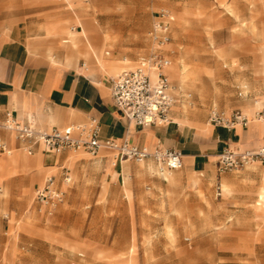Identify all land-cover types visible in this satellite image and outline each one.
I'll return each mask as SVG.
<instances>
[{
	"label": "rangeland",
	"instance_id": "374dc122",
	"mask_svg": "<svg viewBox=\"0 0 264 264\" xmlns=\"http://www.w3.org/2000/svg\"><path fill=\"white\" fill-rule=\"evenodd\" d=\"M24 1L0 0V18L13 19ZM35 1L32 4L51 9L57 19L71 21L69 28L64 22L49 31L77 35L85 51L81 44L76 49L62 44L63 37L62 48L75 50L78 59L98 58V63H103L100 58L118 59L126 64L118 73L113 69L114 78L135 68L149 52L154 14L168 12L174 17L173 48L166 46L172 53L166 68L175 101L172 108H181L185 118H200L204 123H193L200 132L209 133L213 109L225 116L240 111L251 117L246 105L256 111L264 108V0ZM83 30L87 45L80 36ZM102 37L103 44L96 41ZM178 61L188 67L183 82L172 73ZM260 124L264 121L251 120L248 127ZM65 153L81 156L71 167L64 161L58 167L46 166L58 186L64 173L73 172L70 189L59 188L64 198L52 210L34 197L47 171L39 154L34 158L41 168L39 186L29 201L26 196L5 197L6 187L0 185V264H125L122 255L132 235L136 241L132 264H264V217L254 210L258 182L250 174L254 164L218 175L217 154L209 158L199 191L191 187L187 173L179 183L175 174L183 169L170 170L171 184L166 182L159 170L167 171L166 166L152 158L130 159L115 167L119 159L113 151L96 156ZM16 156L26 160L21 152L11 151L6 161ZM256 166L262 167L256 172L261 174L264 166ZM20 168L17 162L13 176ZM225 180L232 183V192L219 196Z\"/></svg>",
	"mask_w": 264,
	"mask_h": 264
},
{
	"label": "crops",
	"instance_id": "0c3cea01",
	"mask_svg": "<svg viewBox=\"0 0 264 264\" xmlns=\"http://www.w3.org/2000/svg\"><path fill=\"white\" fill-rule=\"evenodd\" d=\"M35 2V0L23 2L19 14L13 18L16 19V23H12L14 20L9 17L0 18V122L4 120L5 113L10 112L21 123L31 119L39 129L49 130L84 125L89 119L94 118L98 123L100 141L110 140L118 144L126 143L128 146L150 151L174 150L180 152L182 166L179 169H183V171L175 175L179 178L180 183L181 176L187 173L190 175L191 187L199 191L202 190L203 172H207L211 163L209 158H215V155L220 154L223 150L241 153L264 148V124L248 127L247 123L245 126H239V130L236 127L231 131L210 126V131L206 134L193 126L195 121L204 122L200 118H185L182 115L183 111L178 106L171 108L167 124L140 126L129 122L114 106L110 94L113 76L125 68L126 64L118 59L100 58L106 67L101 68L98 58L95 62L87 58L78 59L75 50H70L67 46L61 47L60 40L64 36L55 35L49 31L52 30V27H57L64 22L65 26L69 28L71 21L57 19L51 9L35 6L32 4ZM156 14H154V21ZM240 16L237 14V17ZM173 22V16L170 15L169 37ZM148 35L150 38V33ZM245 38H252V36H245ZM150 42L149 52L138 59L135 68L142 58H147L153 52L161 54L171 62L172 53L166 51V46L172 43L169 42L162 49L153 46L151 38ZM84 49L85 46L82 45L81 51H85ZM114 67L117 72L115 74L113 73ZM246 106L251 108L252 114L256 111L253 105ZM178 120L183 121V124H179ZM11 134L0 130V145H5L9 152H21L26 160L22 161L19 156H16L19 168H22L19 169V175L9 177L6 175L5 166L6 158L9 156L0 152V160H3L4 163L3 166H0V185L6 187L9 197L26 196L29 201L35 186H39L36 183L38 179L37 160H34L37 154L40 156L41 167L47 170L43 178V185L49 175L54 178L52 176L54 172L46 166L58 167L60 162L64 161L71 167L77 161L78 156H81L80 154L70 155L65 152H55L43 146H33L32 153L27 154L22 148L23 145ZM231 146L237 147L235 151ZM103 151L108 150H101L99 154ZM124 162L127 161H115V167L117 165L121 167ZM215 168L218 175L223 174L218 173L217 160ZM259 168L262 167H253L250 172L256 184L258 177L255 173ZM159 170L164 180L171 184L169 176L172 171H164L162 167ZM117 171L115 173L118 175ZM47 173L49 175L46 176ZM197 173L200 174L197 176ZM70 175H73V172L71 174L68 171L64 173L63 183L58 186V183L55 182L56 187L68 191L70 189L68 184L72 181ZM65 177L68 179L67 181L64 180ZM218 189L220 190L218 195L221 196V184ZM125 192L130 194L127 188H125ZM0 193H2V189H0Z\"/></svg>",
	"mask_w": 264,
	"mask_h": 264
},
{
	"label": "built area",
	"instance_id": "2783aa9c",
	"mask_svg": "<svg viewBox=\"0 0 264 264\" xmlns=\"http://www.w3.org/2000/svg\"><path fill=\"white\" fill-rule=\"evenodd\" d=\"M169 19L168 12L161 11L156 14L150 32V38L156 48H162L170 42ZM170 64L168 59L153 52L147 58H142L136 68L125 70L111 80L110 94L113 104L129 122L140 126H157L169 122V112L175 101L164 69ZM256 117L258 120H264V108L257 112ZM208 121L212 126L227 131L248 123L240 111H233L229 116H225L215 109L211 110ZM0 130L12 133L27 154L32 153L33 146H43L55 152L85 151L91 156L98 155L101 150H109L116 152L119 160L143 161L152 158L169 170L182 166V155L174 150H155L150 153L146 149H138L126 143L100 141L98 123L94 118L80 126L43 130L31 119L21 123L12 113L6 112L4 120L0 122ZM0 152L9 154L3 144L0 145ZM252 163L264 165V148L241 153L223 150L217 158V170L221 174L239 170ZM64 180L68 179L65 177ZM63 198L64 192L56 187L53 177L47 178L45 184L35 191L37 204L51 210L60 204Z\"/></svg>",
	"mask_w": 264,
	"mask_h": 264
},
{
	"label": "bare ground",
	"instance_id": "6f19581e",
	"mask_svg": "<svg viewBox=\"0 0 264 264\" xmlns=\"http://www.w3.org/2000/svg\"><path fill=\"white\" fill-rule=\"evenodd\" d=\"M173 20H174V17H173ZM93 30V29H92ZM80 36L85 40V44H89L88 41H87V37L85 35V32L83 30L82 34H80ZM97 42H101L103 44L104 40H103V37L102 38H97L96 40ZM62 44H67L68 46H70L71 48H74L76 49V46L81 44V41L79 40V37L77 35H71V34H68L67 36H64L63 37V40H62ZM167 45V44H166ZM164 45L162 47V49L166 46ZM67 46V47H68ZM154 46V45H153ZM169 46L172 47V44H170ZM154 51V50H153ZM156 51V50H155ZM160 52V51H158ZM159 54V53H158ZM161 55V54H160ZM162 56V55H161ZM182 61V60H181ZM172 62V60H171ZM187 63V62H185ZM101 68H104V64L103 63H98ZM189 65V64H188ZM169 67V66H168ZM167 68V67H166ZM166 68L164 69V73L166 75ZM115 69V67H114ZM188 67L186 64H184L183 62H177L176 63V66H174V69L172 71L173 74L177 75V77L180 78V81H185L188 77ZM257 104V103H256ZM173 107V106H172ZM258 111V110H257ZM257 111L254 112L253 114H251L252 116L250 117L248 114L242 112V114L247 118L248 120V124L251 123V120H254L255 122H262L264 120H258L257 117H256V114H257ZM179 124H183V121H177ZM185 122V121H184ZM209 127L211 126L210 124H207ZM239 128V127H238ZM237 128V129H238ZM12 135V134H11ZM116 153V152H115ZM236 153V152H235ZM11 155V151L9 152V154H7L6 156H10ZM39 157V156H38ZM17 158L14 157L12 159H9L7 160L5 163V166H6V172L7 174L9 175V177H12L13 176V172H14V169H15V166L17 164ZM3 162L0 163V166H3ZM254 164V166L256 167V164L258 163H252ZM251 165V164H250ZM162 170H164V168L162 167ZM264 170V169H262ZM167 171H170L169 169H167ZM255 173V172H254ZM36 174H37V177H39V175L41 174V168L39 166V164H37V167H36ZM49 175V173L46 174V176ZM255 175L258 177V186L255 188L254 190V194L256 196V201L254 203V210L255 212L258 214V216L261 218V217H264V171L260 173H255ZM45 176V177H46ZM173 174L171 173L170 174V179L172 178ZM221 183V182H220ZM43 183L40 185V187H42ZM126 186V185H125ZM221 189L222 191L225 193V194H230L232 192V189H233V185L232 183L230 184V182H226V181H222L221 183ZM6 195L5 197L8 196V191H6ZM127 195H129L128 193H126ZM35 197V196H34ZM43 207V206H42ZM264 219V218H262ZM173 229V228H172ZM135 233V232H134ZM165 233V232H164ZM124 235V234H123ZM173 236V235H172ZM124 238V237H123ZM126 238V236H125ZM119 242V241H118ZM136 250V241L134 239V235H132V239H131V245L127 251V253H124L122 256H124V260H122L125 264H132V255L134 254ZM167 252V251H166ZM184 253L183 251L181 252V254Z\"/></svg>",
	"mask_w": 264,
	"mask_h": 264
}]
</instances>
